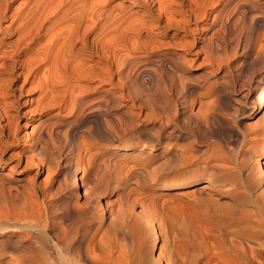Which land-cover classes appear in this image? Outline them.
I'll return each instance as SVG.
<instances>
[{
    "label": "bare ground",
    "instance_id": "bare-ground-1",
    "mask_svg": "<svg viewBox=\"0 0 264 264\" xmlns=\"http://www.w3.org/2000/svg\"><path fill=\"white\" fill-rule=\"evenodd\" d=\"M14 1L16 0H0V32L8 36L7 39L3 38L4 41H0V94L3 101V110L0 111L1 132L11 136V120L17 119L20 112L17 96L28 93L32 90L30 85L37 84L40 89L37 101L42 106L40 109L44 111L41 113L45 117L40 118L39 124L42 127L36 130V146H41L40 142L46 137L53 139L54 135L58 137L63 133L61 123L56 124L57 128L50 130L43 126L45 122L50 123L56 118L59 120L63 109L69 110L67 114H84L82 121H92L93 131L90 132H94L93 136L114 139L115 135L107 127L102 112L106 113L111 107L121 104V97H125L124 93H127L132 106L148 105L152 113L150 116L154 115L157 119L159 116L162 120L159 125L155 123L157 132L150 130V127L140 128L141 134L146 138V146L150 143L152 145L154 140L160 138L167 139L168 144L186 140L188 142L184 145V152L179 156L182 155L181 158L187 163L197 162L210 170L208 179L203 182L201 176H195L191 180L168 182L162 188L181 189L202 183L195 188L196 192L207 195L210 188L225 180L236 190L233 192V198L238 205L234 207L233 204L236 219L226 225L216 223V227L214 223V232L209 231L207 234L205 231V235L199 232L181 235L170 232L172 237L168 240L170 250L168 248L167 257L164 256L163 249H160L161 235L158 225L147 213L150 211L142 210L145 222L151 227L152 241L150 247L148 245L146 250L141 252L138 250L139 246L135 247L143 237L141 232L130 234L126 222L122 220L121 212L108 206L109 199L102 195L120 175L121 171L117 166L119 162L106 166L103 160H100L102 152L92 154L89 145L96 143L94 141L97 138L93 141L87 136L83 141L76 142L75 134L82 127L77 126L78 128L70 131L72 136L68 143L60 144L61 146L57 144L58 147L54 148V142L58 141L55 139L54 145L47 147V156L43 159L41 157L45 153L41 157L29 155V160L26 159L23 167H33L34 178L43 170L47 171V176L40 184L35 180L17 182L10 171L0 172V264L40 262L41 260L34 258L32 252L26 253L22 250L19 236L9 230L12 227L45 229L50 222L54 234L58 237L55 242L58 251H62L60 242L67 246L74 244V248L82 255L81 259L83 255L87 257L97 246L94 241L97 227L92 224L95 220L107 226V234L112 236L113 241H108L111 243L109 248L115 250L117 243L113 238H119V235L122 237L125 234L134 243L138 242L139 244H133L135 246L131 247L137 250L129 248L135 251L137 255L133 253V256L140 264H264V140L258 151L247 147L250 144L246 143L250 141L254 131H257L252 128L253 123L248 121L250 124L247 125L251 126H248V130L246 123L245 126L237 122L235 124L225 111H218L220 104L225 108H234L232 103L239 99L235 100L234 93H238L239 100L242 99L243 102L238 103L237 100L235 105L239 104L238 108L243 114L252 108L250 118L252 113L259 115L258 121L262 128L259 130L264 133V0H24L19 2V11L15 12L17 20L4 26V21L14 16L9 14ZM21 77L22 82L17 83ZM104 83L111 86H103ZM139 87L143 92L150 90L151 97L145 98L138 92ZM117 88L122 91H117ZM204 96L205 102L202 99ZM198 101L202 102L199 108L195 109ZM55 107L58 112L52 113ZM87 109L92 110L85 115L84 111ZM118 117L111 116L110 119L122 128V123L127 120ZM27 122L23 126H26ZM255 122L256 120L254 125H257ZM133 125L135 126L136 122L131 124ZM194 129L201 131L200 137L195 136ZM210 138L214 140L203 143V139ZM4 141L0 136V167L4 159ZM46 141L45 145L48 143ZM116 146L114 144L113 147ZM133 147L125 144L117 146V149L121 151L120 155L125 157ZM39 149V153L45 152ZM169 149L160 150L161 156L167 162L176 159L175 151ZM138 151L140 154H149L148 150ZM12 154L11 157H16L17 160L15 166L11 165L9 170H17L22 152ZM38 158L40 159L37 160ZM59 165H62L61 173H64L63 176L65 175L68 181L65 176L56 177L55 190L50 194L52 197L62 195L63 205L61 201L60 204L64 209L63 215L70 217L69 220L71 217L75 219L71 220L75 222L72 230L70 227L67 230L60 226L53 216L51 219L52 212L58 210L55 211L57 207L53 205L56 202L49 203L45 190L48 189L47 182L51 181V173L57 171ZM124 168L126 169L125 166ZM80 169L83 170L81 175ZM128 175L124 178L122 189L128 184ZM39 186L44 188L43 198ZM109 193L113 194L112 191ZM53 207L56 208L53 210ZM229 208L226 210L229 211ZM218 209L220 211V208ZM233 210L231 215H235ZM136 214L138 216L140 213ZM175 217L178 218L176 214ZM210 226L212 229V225ZM193 227L190 226L193 231H197L198 227ZM69 230L71 233L67 232ZM26 248L28 249V245ZM123 249H128L127 244L126 249ZM8 252L18 256L15 259L19 260H12L7 256ZM96 253H92L93 258L99 257L98 251ZM107 256L104 255V258ZM46 258L50 259L48 256ZM55 258L54 260L58 257ZM116 258L121 259L122 256L117 255Z\"/></svg>",
    "mask_w": 264,
    "mask_h": 264
},
{
    "label": "rangeland",
    "instance_id": "rangeland-1",
    "mask_svg": "<svg viewBox=\"0 0 264 264\" xmlns=\"http://www.w3.org/2000/svg\"><path fill=\"white\" fill-rule=\"evenodd\" d=\"M22 1H24V0H16V1L13 2V5H12V7L10 9L9 14L10 15L14 14V16H12V18H10V17L7 18L4 21V23H3L4 26L6 24L10 25L12 23L11 21H16L17 20V17H15V16H17L15 14V12L17 13L19 11V8H18V6L20 5L19 2L21 3ZM13 6H14V8H13ZM3 38L7 39L8 36L6 34L4 35L3 33L0 32V41H4ZM1 45L2 44L0 42V56H1ZM22 79L23 78L21 77V79L17 80L16 82L17 83H21ZM29 85H30V82H28V86ZM36 85L37 84L30 85V89H32V90H30L28 93H23L22 95H18L17 96V99L19 100V103L17 104L18 105V110H20L19 117H18L19 119L18 118L17 119L13 118L14 120L13 119L11 120V122H12V134H11V136L8 137L6 133H3V132L0 131V136L2 138H4V140H5L4 141L5 145L3 146V148L5 149V150H3V154H4L3 158L4 159L2 160V166L0 167V172L2 170H6V172L10 171V173H12V176L14 177V179L16 178L17 182L24 183L27 180H31V181L35 180L37 182V184L38 183L40 184L45 179V177L47 176V174H48L47 171L43 170V172H41L38 176H36L34 178L32 174H34L35 169L33 167H30V166L26 167V168L23 167L24 164L26 163V159L28 157L30 158L29 155H31V156L33 155L35 157H41L43 155V153H45L41 157V159H43L45 157V155L47 156V154H46L47 147H52L54 145L53 142L56 141L55 139H58V141L54 142L56 144L54 146V148L58 147L57 144H59V146H61L62 144H66V143H68L69 140H71L72 134H71L70 131L73 128L76 129L77 126L78 127L82 126L84 128L83 129H82V127L79 128V131L75 134V136H76L75 137V141L76 142L83 141L87 136H90V138H92L93 141L97 138L94 141L96 143H94V144L92 143L93 145H89L92 148V150H91L92 154L95 153V152H102L103 154H101L100 160L101 161L103 160L102 162L105 163L106 166L112 165L113 162L114 163L115 162L116 163H118V162L120 163V164L119 163L117 164L118 169L121 171L120 175L117 176V178L115 179L116 181L114 180V182H112L110 184L111 186L109 185L110 187L108 186V189L106 190L107 192L104 191V194H102V195H105V199L106 198H107V200L109 199L108 206H111L116 211L121 212L122 220H124L126 222L127 230H128V232L130 234H136L138 232L139 233L141 232L140 235L143 236V237L140 236L141 237L140 238V242H139L140 244L137 241H135V242H137L139 244V245L135 246L133 244H137V243H134V241H132V239H128V236H125V234H124V235H122V237H120V235H119L120 239L118 237L113 238V239H115V243H117V245H116L117 247H115V250H113L111 247L109 248V243L113 242V241L111 239L112 236L107 234V229H108L107 226L104 225L103 223H100L98 220H95L96 222L93 221L92 224L97 227V231H96L95 237H94V241L97 243V246L92 250L93 252L92 251L91 252L93 253V255H96L97 254L96 252L98 251L99 257L95 256L93 258L92 257V253L91 254L88 253L91 256L87 255V257H84V255H83V258L81 259L82 255L80 254L78 249L76 250V248H74V246H73L74 244L71 245V246H67L66 244H63L61 242L59 244H62V251L63 252L62 251L61 252L58 251V249H56L57 247H56V243H55V242L58 241V237L56 236V234H54L55 232H53L54 229H53V225L51 224L50 220L53 219V218H56L57 221H59V225L60 226L62 225L63 228H65V229L67 228V230H68L69 227H70L69 229L72 230L73 229V225L75 224L74 221L73 222L71 221V220H75L74 218L71 217V219L69 220L70 217L66 218L63 215V213H62L64 211V209L61 208L62 205H63L62 204V195L59 196L57 194L55 197L54 196L52 197L51 194H50L51 192H53L55 190L57 178L58 177L59 178L60 177L63 178L65 176V175L63 176L64 173L63 174L61 173L62 169H63L62 165H59L57 171H55L54 173H51V175H50L51 181H49L50 183L47 182L46 186L48 187V189L47 188L45 189L47 194H48L47 197L49 199L48 198L47 199H48L49 203H53V201L56 202V203H53V205L56 206L57 209H55L56 207H53V210L54 209H55V211L58 210L56 212H52V215L50 214L51 213V211H50L49 215H51V219H49L50 223H48L49 224V225H47L48 227L45 228L46 230L45 229H39L38 230V228L37 229L36 228L32 229V227H30V228L29 227H12V228H10L11 231L9 230V232L12 233V231H13V234H16V235L19 236V239H20L19 243H20V246L23 245V246H21V248H22V250L24 252H26V253L32 252L33 255H35L34 258L35 259L37 258L36 260H38V259L41 260V261L43 259L45 260V261L44 260L42 261L43 263L40 261V262H37L36 264H52L53 262L55 264H59L60 261H62V262H60V264H78V263L79 264H115V263L116 264L117 263L121 264V261H122V264H126V262H127V264H129V262H130V264H133L132 262H135L134 264H136V263L140 264V261H138V259H136V257H135L137 254L135 253V251H132V250H137V249H134V248L135 247L138 248V246H139L138 250L139 251L141 250V252H143V251L146 250L148 245L150 247V244H151V241H152L151 227H150V225L148 223L145 222L144 217L142 215V210L146 211V212H147V210L150 211V212H147V213H149V215L152 217L154 222L159 227L160 235H161V242H160L161 243V247H160V249H163L162 251H163V254H164L165 257H167V254H169V251H167V250H168V248L170 250V242L169 241H170V238L172 237L171 233H175V234L181 235V234H185V233L186 234L187 233L190 234L191 232H193V233L194 232L195 233L199 232V234L202 233V235H205L204 233H206V232H207V234L209 233V231H210V233H211V231L214 232V227H216V223H218L217 225H226L229 222H231L232 220L236 219L237 215L234 213L235 209L233 210V208L236 207V205H238L237 202H235V200L233 198V196L235 194L233 192H236V190L230 186L229 181H225L224 180L220 184H218L217 186H214V187L210 188L209 189L210 191L207 194L208 196L205 195V193L201 194V193L196 192L195 188L197 186H201L202 183H200L197 186H187V187H184V188H181V189H163L162 188L163 185L168 183V182H171V181L175 182V181H182V180H191L195 176H201L202 177L201 182H203L204 180L208 179L210 170L206 166H201L200 164H197V162L187 163L184 158H181V157H183L182 155H181V157L179 156L181 154V152L182 153L184 152V145L188 142L186 140L175 141V143H172V144H171V142H169L170 144H168L167 139L160 138L159 140L158 139L154 140L152 142V145L150 143V145L146 146L144 144L146 138L144 137L143 134H141L140 128H142V127L149 128L150 127L149 128L150 130L157 132L156 129H155L156 128L155 127V123H157L159 125L160 124L159 122H162V120H161V118L159 116H157L158 119L154 115L152 117L150 116V114H152V113H151V109L148 107V105L142 107L139 104L138 105L135 104V105L132 106L131 105V98H129L127 93H124L125 97H121V100H120L121 104H119V105H117L115 107H111L112 109L106 111V113H108V114L104 113V111L102 112L103 113V117H105V123H106L107 127L115 135V138H114L115 140L114 139H108V138H105V137L101 138V137H99L97 135L93 136L94 132L92 133V131H93L92 130V126L94 125V123L92 121H88V120L82 121L81 117H83L84 114L83 115L82 114L78 115V114L69 113V112H68L69 114H67V111H69V110H64L63 109L62 113H61V115H63L62 118H61V115H60L59 120L56 118V119H53V121L50 122V123L49 122L48 123L45 122V124L43 125V126H46V128H48L50 130V129L57 128V125L59 123H61L60 126H61V131L63 132L62 133L63 135L61 134L60 136L57 137L56 135L53 134L54 135L53 139H49V137H46L45 139H48L47 141L44 139L43 142H40L42 144H39L41 146H39V147L36 146L35 145L36 144L35 137L37 135L36 134L37 133L36 130H38V129H40V127H42V125L39 124L40 118L43 119L45 117L41 113L44 110L42 111V109H40V107L42 108V106L38 103L39 101H37V100H39L38 99V92L40 91V89H39V86H36ZM103 86L109 87V86H111V84L104 83ZM116 90L119 91V92L122 91L120 89L118 90V88ZM138 92L143 94L144 97L147 98V99L151 97L150 90H144V92H143L140 89V87H139ZM238 95H239L238 93H234L235 100L237 98L240 99V96H238ZM27 97H28V100L25 101V99ZM1 98H2V95L0 94V111L2 112V110H3V101H2ZM202 99L204 100L205 96ZM239 99H237L238 103H240V102L242 103L243 100L242 99L239 100ZM237 100L234 103H232V104H234V106H232L234 108H231V106H230V107H226L227 108L226 109L223 105L220 104L219 105L220 108L218 107V111L220 110L219 112H222V113L225 111L224 113H227L229 118L232 120L231 122H233L235 124L238 123L241 126H245V123L247 125L249 123L248 121H251L253 123V124L252 123L251 124L254 126L252 128L257 130V131H254V135L252 134V137H250L251 139L249 138L250 141H248V143H246V144H250L247 147H252L254 150L258 151V150H260V146H261V144H262V142L264 140V133L259 130V129L262 130V128L260 127L261 125H259L260 123L258 121L259 120V118H258L259 115H255L254 113H252V117L250 118V115H251L250 112L252 111V108H250V107H248L250 109L246 110L244 112V114H243V111H240L239 108H238L239 104L237 103V105H235ZM202 101H198L196 103L195 109L199 108V106H200ZM204 102H205V100H204ZM228 108L229 109L231 108V109L228 110ZM130 109H132V111ZM52 110H53L52 113H55L58 110V108L55 107ZM87 110L84 111L85 115L88 112H90V110H92V109H90L88 111ZM133 110L135 112H133ZM111 116H116V117L119 116L120 117V118L118 117L119 119H121V120H125L126 119L127 122L122 123V125L120 124L122 128H119L118 126H116L111 121V119H110ZM253 116H255V117H253ZM75 118H76V120H75ZM67 120H68V122H67ZM74 120H75V122H74ZM254 120H256L255 124L258 123L257 125H254ZM26 121H28L26 126H23V124ZM61 121H65V122H61ZM109 122H111V123H109ZM133 122H136L137 126L136 125L135 126L134 125L131 126V124ZM38 124L40 125L39 127H38ZM36 125H37V127H36ZM52 125H53V128H52ZM248 126H250V125H247V128L249 130ZM35 127H36V129H35ZM256 127H257V129H256ZM125 129H127V130H125ZM90 130H92V131L90 132ZM194 131L196 132V133L194 132L196 137H200L201 136V131H199L197 129H194ZM258 132H260L259 135L257 134ZM260 134H261V136H260ZM59 139H60V141H59ZM210 139H208V140L203 139V143H205L204 141H206V143H207V142H211L212 140H214L212 138H210ZM44 141H46L48 143L50 142V143L48 144V143L45 142L46 145L48 144L46 146L44 144ZM176 142H178V143H176ZM113 143L115 145H117V146L130 144V145H133L134 147H133V150H131L130 153H128L129 155L127 154L128 156L125 155V157H124V156H122V154L120 155L121 151L117 149V146L113 147L114 146ZM181 143H182V145H181ZM251 144H253V145H251ZM165 147L168 148V149L170 147L169 150L172 149L171 150L172 152L175 151L174 152V155H175L174 158H176V159H174L175 161L173 160L174 162L172 160L167 162L161 156L160 150L161 149H166ZM39 148L43 149V151L45 150V152H42V154L39 153V152H41V150ZM60 148L61 147H59V149ZM140 149L148 150L149 154H146V155L145 154H140L139 151H138ZM13 152L14 153L16 152L17 154L22 152L21 163L19 165H17V168H18L17 170H11V169L9 170V167L11 165L13 167L15 166V162L17 160L16 157H13V158L11 157L13 155L12 154ZM62 152H65V151H62ZM111 156H114V158L111 157ZM29 158L27 160H29ZM39 159L40 158H38L37 160H39ZM105 161L107 163H109V164H107ZM124 166L126 167V169L124 168ZM111 167H113V166H111ZM123 170H124V172H123ZM126 170H128V171H126ZM82 173H83V170L80 169L79 174L81 175ZM253 173H254V171H253ZM253 173L251 172V174H253ZM126 174L130 175V176L128 175L129 177L127 179L128 184H127V186L124 189H122L121 185H123L124 180L126 179L125 178ZM66 180L68 181L67 177H66ZM50 188L51 189L53 188V190H51ZM38 189L41 192V198H43L44 197V195H43V189L44 188L39 186ZM110 191H112L113 194L110 195V193H109ZM176 192H177V194H176ZM167 194H169V195H167ZM202 195H204V197L206 196L205 198H207V197H209V198H207V200H206ZM201 196H202V198H204V200L201 198ZM59 197H60V199H59ZM75 198H76V193H75L74 199ZM60 201H61L62 205L60 204ZM57 202H59V203H57ZM132 202H134L135 204H133ZM169 202H170V204H169ZM228 204L229 205L231 204V205L229 206ZM233 204H234V207H233ZM132 205H134V206H132ZM168 205H169L170 208L168 207ZM59 206H60L61 210L59 209ZM122 206L124 207V209H123ZM227 206H228V208L229 207L231 208V209L229 208L230 212L228 210H226V209H228ZM120 207L122 208V210H121ZM224 207H225V209H224ZM218 208H220V211H219ZM222 208H223V210H222ZM164 209L166 210V212H165ZM172 209H174L175 212H173L174 210H172ZM231 210H233V213L236 216L233 215V214L231 215ZM136 213H138V214L140 213L139 214L140 216L139 215L137 216ZM131 214H132V216H131ZM133 214H136V215L133 216ZM175 214H176V216H178V218L175 217ZM58 215H59V217H58ZM168 215H169V217H168ZM52 216H53V218H52ZM208 218H210V219H208ZM176 219H178V220H176ZM198 219L201 220V221H199ZM203 219L205 220V222H204ZM69 221H71V222H69ZM164 221H165V223H164ZM181 221H182V223H181ZM94 222H95V224H94ZM140 222H141V224L142 223L143 224L141 225ZM175 222H176V224H175ZM198 222H200V223H198ZM206 222L207 223L209 222L208 223L209 226L207 225ZM196 223H198V224L196 225ZM131 224H133V226ZM146 224H147V227H145ZM174 224L176 226L180 225L181 227L177 226L178 227L177 228ZM213 224H214V227H213ZM184 225H187V226L184 227ZM210 225H212V227H213L212 229H210L211 228ZM66 226H68V227H66ZM101 226H103V227H101ZM165 226H166V228H165ZM190 226L191 227L194 226L193 227L194 229H195V227L196 228L198 227L197 231L196 230L193 231V229H191ZM199 226H201V227H199ZM202 226H204V227H202ZM99 227H101V228H99ZM137 227H138V229L141 227L140 229L142 231L140 229L138 230ZM206 227H207V230H206ZM200 228H202L203 230L200 229ZM189 229H191L192 231L190 230V232H188ZM136 230H138V231H136ZM133 231H135V233ZM67 232H70V230L67 231ZM38 233H40V234H38ZM193 233H191V234H193ZM101 236H103V237H101ZM97 237L98 238L100 237V238L98 239ZM32 239H34V240H32ZM20 241H22V242H20ZM108 241H110V242H108ZM48 242H49V244H47ZM123 242H124V244H123ZM104 243H106V244H104ZM32 244H34V245H32ZM120 244H122V246ZM126 244H127V248L128 249H126ZM165 244H167V245H165ZM27 245H28V249L26 248ZM105 245H106V247H105ZM164 245H165V247H164ZM133 246H135V247L131 248ZM118 247H119V250H117ZM124 247H125L127 253L123 249ZM129 247L132 250H130ZM107 248H109V249H107ZM30 249H31V251H29ZM99 250L102 251V252H100ZM111 250H113L112 253L110 252ZM74 252H75L76 255L74 254ZM117 252L119 254H117ZM120 252H123V254L121 255ZM102 253H103V256H102ZM133 253H135V256H133ZM62 254H63V256H61ZM127 254L129 255V258H128ZM15 255H17V254H15ZM77 255H79V256H77ZM104 255H106V256L108 255V256L104 258ZM115 255L116 256L119 255V257L122 256L123 259L121 258L122 259L121 260L119 258L120 261L118 262L117 260H119V259L116 258ZM7 256L8 257L10 256V258H12V260H14V261H16V260L18 261L19 260L18 258L15 259V257H18V256H13V253L8 252ZM37 256L38 257L40 256V257L38 258ZM41 256H43V257L44 256H46V257L48 256L50 258V259L49 258L48 259L51 260L52 262L47 260L46 257L45 258H43V257L41 258ZM53 256H57L61 260L58 261L59 259L57 257H56L57 258L56 259ZM101 256H102V258H100ZM51 257H52V259H51ZM54 258L56 260H54ZM108 258H110V259L108 260ZM101 260L102 261L105 260V261L102 262Z\"/></svg>",
    "mask_w": 264,
    "mask_h": 264
}]
</instances>
